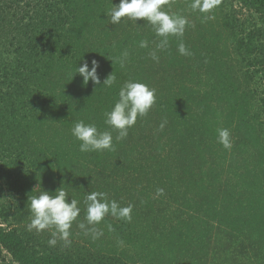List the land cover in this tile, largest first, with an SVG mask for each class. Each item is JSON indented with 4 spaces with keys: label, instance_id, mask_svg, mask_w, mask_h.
I'll return each mask as SVG.
<instances>
[{
    "label": "trees",
    "instance_id": "trees-1",
    "mask_svg": "<svg viewBox=\"0 0 264 264\" xmlns=\"http://www.w3.org/2000/svg\"><path fill=\"white\" fill-rule=\"evenodd\" d=\"M191 2L164 6L188 24L153 60L160 38L147 21L107 17L119 0H0V264H264V0H220L208 13ZM237 5L259 17L241 19ZM93 59L100 85L74 74ZM113 71L116 84L102 86ZM129 79L156 102L117 141L104 112ZM78 120L111 131L114 150L80 152ZM60 187L80 214L71 243L50 246L53 228H28L30 198ZM93 191L131 205V220L87 225Z\"/></svg>",
    "mask_w": 264,
    "mask_h": 264
},
{
    "label": "clouds",
    "instance_id": "clouds-1",
    "mask_svg": "<svg viewBox=\"0 0 264 264\" xmlns=\"http://www.w3.org/2000/svg\"><path fill=\"white\" fill-rule=\"evenodd\" d=\"M220 0H192L190 7L193 11L208 13L219 4ZM169 0H119L118 4L106 12L112 24H118L121 19L127 17L137 21L143 19L152 27L156 37L160 38L156 44V49L150 55L153 60H158L157 50H164L169 46V37H182L185 27L188 24L186 17L165 9ZM139 47L148 48V40H141ZM178 52L181 55H191L183 42L178 44ZM128 52L124 51L119 58L121 66L124 65L128 57ZM114 62V61H113ZM100 65L95 59L89 62L85 60L83 64L76 67L75 73H79L83 78V83L87 84L91 80L94 84L100 85L98 73ZM73 78V77H72ZM117 78L114 71L103 81L102 86L111 88L116 84ZM156 90L146 83L135 79L125 81L118 90V99L114 102L110 110L104 112V123L117 132L115 139L124 140L128 136V129L133 127L138 117H144L156 102ZM166 121L160 124V129L164 128ZM218 131V142L225 149H231V134L227 128H220ZM72 136L80 141V152H101L104 150L113 151V135L111 131L98 130L95 123H85L84 120L73 122L71 128ZM157 195L163 194V189L158 188ZM78 201L67 198V193L63 187L55 192L42 190L38 195L30 198L29 209L31 221L29 230L42 231L53 228L52 237L48 243L50 246L57 244V239L65 244H70L69 239L72 223L80 214ZM84 203L86 205L87 225L99 224L106 215H111L117 219L131 220L132 206H121L116 200H109L107 193L93 191L86 194ZM79 228L84 230L85 235L91 233L93 239L102 235L95 227H87L85 223H79Z\"/></svg>",
    "mask_w": 264,
    "mask_h": 264
},
{
    "label": "rangeland",
    "instance_id": "rangeland-1",
    "mask_svg": "<svg viewBox=\"0 0 264 264\" xmlns=\"http://www.w3.org/2000/svg\"><path fill=\"white\" fill-rule=\"evenodd\" d=\"M235 8L238 10V17H241V19H245V18H251L250 16H253L254 18H257L259 17V14L254 11V10H250V9H247V8H242L241 6H235ZM1 200H4V199H1ZM3 255L0 256V263H1V259L2 257L6 254L5 252L2 253ZM182 259H186V257H183L181 256ZM7 262H9V259L10 258H7ZM181 261V259H179ZM182 262V261H181ZM175 262L174 264H184L183 262Z\"/></svg>",
    "mask_w": 264,
    "mask_h": 264
}]
</instances>
